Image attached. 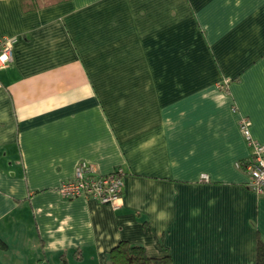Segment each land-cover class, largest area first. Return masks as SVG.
I'll list each match as a JSON object with an SVG mask.
<instances>
[{
    "label": "crops",
    "instance_id": "crops-1",
    "mask_svg": "<svg viewBox=\"0 0 264 264\" xmlns=\"http://www.w3.org/2000/svg\"><path fill=\"white\" fill-rule=\"evenodd\" d=\"M0 0V264H255L264 195V0ZM227 81V84L224 83ZM79 162L120 169L116 209L63 198Z\"/></svg>",
    "mask_w": 264,
    "mask_h": 264
},
{
    "label": "built area",
    "instance_id": "built-area-1",
    "mask_svg": "<svg viewBox=\"0 0 264 264\" xmlns=\"http://www.w3.org/2000/svg\"><path fill=\"white\" fill-rule=\"evenodd\" d=\"M16 41L15 37L2 36L0 38V69L13 62L12 48ZM224 83L227 84V81ZM238 123L239 131L251 150L250 156L243 162V171L248 175L250 189L255 194L264 195V145L254 141L249 133V123L245 117L240 118ZM57 190L65 199L84 197L94 199L103 205L108 204L116 209L121 201L123 174L120 169H116L113 173L100 176L92 165L79 162L73 179L61 184Z\"/></svg>",
    "mask_w": 264,
    "mask_h": 264
},
{
    "label": "trees",
    "instance_id": "trees-1",
    "mask_svg": "<svg viewBox=\"0 0 264 264\" xmlns=\"http://www.w3.org/2000/svg\"><path fill=\"white\" fill-rule=\"evenodd\" d=\"M26 1H29L30 10L37 9L38 7L49 3L45 0ZM239 165V167H242L243 163H240ZM257 242L255 264H264V242L261 240H258ZM4 247V242L0 240V248ZM108 260L109 264H168L169 258H150L146 255L143 247L132 244L129 245L128 243L121 241L111 249L108 254Z\"/></svg>",
    "mask_w": 264,
    "mask_h": 264
}]
</instances>
